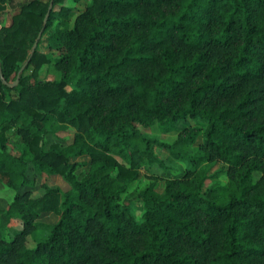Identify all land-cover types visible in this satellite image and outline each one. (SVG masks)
<instances>
[{
  "label": "trees",
  "instance_id": "obj_1",
  "mask_svg": "<svg viewBox=\"0 0 264 264\" xmlns=\"http://www.w3.org/2000/svg\"><path fill=\"white\" fill-rule=\"evenodd\" d=\"M14 1L0 0V17ZM65 1L28 0L0 27V181L17 192L0 209V264H264V0H91L73 26ZM59 5L48 40L63 51L61 77L43 80L51 58L39 46ZM188 117L206 128L186 127L173 143L140 129ZM69 128L70 142L46 146ZM200 136L197 153L184 150ZM154 144L220 161L230 181L204 190L223 170L195 169L163 191L153 181L136 216L124 195L145 165L164 166ZM29 164L70 189L45 184L31 197ZM43 212L58 221L39 222ZM11 218L22 229L8 237ZM41 225L48 235L30 247Z\"/></svg>",
  "mask_w": 264,
  "mask_h": 264
},
{
  "label": "rangeland",
  "instance_id": "obj_2",
  "mask_svg": "<svg viewBox=\"0 0 264 264\" xmlns=\"http://www.w3.org/2000/svg\"><path fill=\"white\" fill-rule=\"evenodd\" d=\"M28 0H16V4H22ZM91 0H66L62 5L68 6L72 9L69 19L71 26L74 25L77 16L83 12L87 5L90 3ZM59 5L56 8V12L54 13L53 21L51 27L47 30L45 34V39L39 46V49L42 52H45L50 56L51 61L44 65L41 71V78L43 80H57L61 77V72L56 68L55 61L58 57H60L63 53L62 50L56 49L52 47L50 44V40H48V36L53 33L57 27L60 26L62 17L59 13ZM13 11L4 12L3 15L6 16V19L9 22ZM6 14V15H5ZM28 73L31 72V69L27 71ZM74 86V83L71 84L69 89ZM207 126V122L201 117H188L186 119H180L175 122H170L166 124L154 123L149 127L140 126L142 132L150 137L155 138L157 140L163 141L165 143H173L180 133L186 127H199L204 131ZM171 128V130H165V128ZM11 138H14L13 132L9 131ZM75 134L74 128H69L65 132H60L59 135H47L45 137L46 146L48 147L53 142H60L62 145L70 142ZM203 141V136H200L198 140L194 144L187 145L184 150H186L190 154L197 153L199 150L200 143ZM9 148L12 152L18 153L17 149L13 146L12 143L8 144ZM153 150L156 154L159 155L161 159L164 161V166L160 164H148L145 165L143 168L140 169V175L137 180H135L124 198L126 197V203L130 205L133 212L136 216H139L142 213V204L138 201V194L145 186L150 184L151 182L155 181L157 183V189L159 191H163L166 185V181L172 178H181L188 170H204L210 176H214L218 172L223 170V173L217 178H209L206 180L204 184V190L215 183L216 181H221L223 184H226L230 181L228 174L225 173L226 165L220 161H208L201 164H196L193 160H191L188 156L181 157V158H174L171 152L167 148H163L157 144L153 145ZM77 161H85L87 162L86 165L80 166L77 169V173L79 175H83L89 169V162L90 158L87 156H81L80 158H76ZM122 162H125L123 159L119 158ZM127 163V162H126ZM128 164V163H127ZM28 175L29 177H35V185L31 188L32 193L31 197L39 198L45 192L46 189L44 187L45 184L50 185L54 188H60L63 191L70 189L71 185L68 181L65 180L63 176H52V175H42L36 176L34 167L32 164H29L28 168ZM260 172H255L253 177L254 181H258L261 177ZM23 188L21 191H24ZM16 190L8 187L4 182L0 181V209L5 208L8 206L10 202L16 196ZM57 217L53 215L51 217H46L47 220L50 222H54ZM38 220H40L38 218ZM22 229V223L17 218H11L10 223L8 226L7 236H14L18 231ZM48 228L46 226H39L36 231L29 236L28 245L30 247H35L37 241L42 240L47 237L48 235Z\"/></svg>",
  "mask_w": 264,
  "mask_h": 264
},
{
  "label": "crops",
  "instance_id": "obj_3",
  "mask_svg": "<svg viewBox=\"0 0 264 264\" xmlns=\"http://www.w3.org/2000/svg\"><path fill=\"white\" fill-rule=\"evenodd\" d=\"M10 10L13 11V13H12V15H11V18L9 19V22H8V20L6 19V16L2 15V16L0 17V27L3 26V25H9V24L12 22L13 16L18 12V10H19V4H16V0L14 1L13 4H8V5H7V8H6L5 12L10 11ZM5 15H6V14H5ZM78 158H80V157H78ZM52 176H60V175H52ZM52 215H53L54 217H57V218H55V219H58V217H59V216H58L56 213H54V212H43V213L40 215V217H39L40 220H38V221H39V222H43V223H47V224H54V223H56L58 220H55L54 222H50L49 220L46 219V217H51Z\"/></svg>",
  "mask_w": 264,
  "mask_h": 264
},
{
  "label": "water",
  "instance_id": "obj_4",
  "mask_svg": "<svg viewBox=\"0 0 264 264\" xmlns=\"http://www.w3.org/2000/svg\"><path fill=\"white\" fill-rule=\"evenodd\" d=\"M52 8H53V2H51L50 6H49V10H48V12H47V14H46V17H45V22L48 21V19H49V17H50V14H51V10H52ZM42 33H43V32L41 31L40 34H39V36H38V38H37V40H36V42H35V44H34L33 52H35V50H36V48H37V46H38V42H39V40H40V38H41V36H42ZM24 68H25V66H23L22 69H24ZM18 82H19V79H17L15 82L11 83V85H12V86H15Z\"/></svg>",
  "mask_w": 264,
  "mask_h": 264
}]
</instances>
